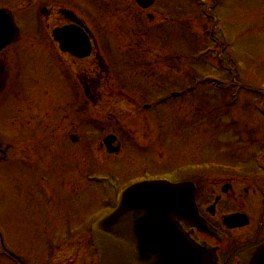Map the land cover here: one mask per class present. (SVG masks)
Wrapping results in <instances>:
<instances>
[{
	"label": "rangeland",
	"instance_id": "1",
	"mask_svg": "<svg viewBox=\"0 0 264 264\" xmlns=\"http://www.w3.org/2000/svg\"><path fill=\"white\" fill-rule=\"evenodd\" d=\"M11 1L0 0V9L14 6ZM214 3L218 22L207 21L197 11L198 25L190 3L156 0L152 9L141 13V36L148 37L140 39L144 64L137 68L118 63L104 72L88 67L87 61L77 64L78 75H88L93 82L100 76L95 102L84 96L75 74L72 80L64 76V58L47 41L54 20L41 23V29L35 4L18 13L23 38L0 54L7 67L10 55L13 66V77L5 79L4 89L0 83V230L7 247L27 264H47L51 253L62 256L58 264L75 258L77 264H90L91 257L95 263L88 226L108 212L107 198L97 182L85 184L83 175L78 176L76 160L89 158L79 154L71 158L72 145L77 152L80 147L75 138L98 143L108 134L120 138L121 155L109 161L90 157L83 173L111 174L122 187L146 174L176 180L195 176L205 181L201 197L211 202L213 195L208 193L221 180L233 181L238 188L242 182L241 192L254 180L245 179L242 170L257 177L263 174L258 164L264 161L254 159L264 155V99L254 96L252 89H264V0ZM150 14L157 15L155 22L148 21ZM165 15L170 22L190 20L168 26L163 24ZM206 24L212 35L201 29ZM214 27L223 33L227 49L213 42L221 43ZM220 52L236 64L241 87H233V94L209 82L228 77V67L218 64ZM119 58L118 53L114 59ZM0 67L4 76L5 67ZM200 78L207 81L181 94L184 86ZM146 105L152 108L145 110ZM69 132L78 138L69 137ZM222 206L230 211L243 203L225 199ZM228 248L229 244L225 251ZM230 255L223 254L222 259ZM0 264L11 262L1 254Z\"/></svg>",
	"mask_w": 264,
	"mask_h": 264
},
{
	"label": "flooded vegetation",
	"instance_id": "2",
	"mask_svg": "<svg viewBox=\"0 0 264 264\" xmlns=\"http://www.w3.org/2000/svg\"><path fill=\"white\" fill-rule=\"evenodd\" d=\"M11 2H13L14 6L9 3L7 9L12 11L15 17L21 10L27 12L29 7L35 4V7L37 5L36 11L42 14L44 18L54 20L56 24L53 29L69 26L71 27L72 35L78 34L80 30L85 33L91 43V54L85 59H79L69 53H62L57 43H54V46L63 54L66 61L65 65L72 69L73 72L70 70L71 77L75 74L80 83L84 84L89 97L93 101L96 100L100 76L99 79L93 82L88 75H84L85 77L78 75L75 69L77 64L87 61L88 67H99L106 72V67L116 66L118 63L123 66H131L132 68L135 66L137 68L142 63L140 21L141 13L143 12L135 0H12ZM153 18V14H150L149 19ZM115 20H119L117 26H113ZM78 47L82 49L84 46L80 44ZM118 53L120 58L116 62L114 57ZM74 92L76 93V90ZM70 131L72 130L70 129ZM74 133L69 132V136L74 135ZM76 141L81 142L75 139L74 142ZM120 145L122 152V143ZM99 149L102 153L105 152L102 146ZM79 152L82 156L90 157L92 153L97 155L96 145L94 143L91 144L88 139L84 140L82 149ZM75 158L74 155L73 159L75 160ZM89 163L87 158L80 161L76 160V168L83 177L86 175V173H83V168ZM246 171L247 173L243 172V175L247 179L250 172V175H252V171L248 169ZM202 182L205 183V181L200 180L196 184L197 200L199 202L200 199H203L198 204L200 215L214 230L207 233H197L199 234L198 237H201L200 242L217 249L220 264H233L232 259L236 256L264 242V186L256 187L255 189L250 186L240 192L239 188L242 189V182L239 183L238 188L233 181L223 182L221 180L218 185L216 183L217 187L229 185L231 188V193L229 194L232 197L229 194L221 195V192H218L216 187L215 191L208 193L212 194L213 198H211V195L207 196L212 199L211 202H207V199L204 200V198L200 197V194L205 192L202 188ZM225 199H229L230 203H243V206L225 211L223 210L224 205L222 206ZM234 214L246 215L248 224L233 229L224 227L223 218ZM227 240H231V242ZM228 244L229 248L225 251V247ZM223 254L231 255L224 261L222 259Z\"/></svg>",
	"mask_w": 264,
	"mask_h": 264
},
{
	"label": "water",
	"instance_id": "3",
	"mask_svg": "<svg viewBox=\"0 0 264 264\" xmlns=\"http://www.w3.org/2000/svg\"><path fill=\"white\" fill-rule=\"evenodd\" d=\"M143 8L154 0H138ZM9 11H0V51L16 37ZM56 35V34H55ZM114 138L106 140L111 146ZM191 183L148 181L122 195L118 208L93 227L100 264H216L212 251L196 243L184 228H202ZM243 217L226 225H241ZM241 264H264V244L242 257Z\"/></svg>",
	"mask_w": 264,
	"mask_h": 264
}]
</instances>
